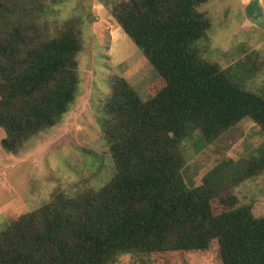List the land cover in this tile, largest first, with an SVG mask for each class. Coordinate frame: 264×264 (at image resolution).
I'll list each match as a JSON object with an SVG mask.
<instances>
[{"label":"trees","instance_id":"1","mask_svg":"<svg viewBox=\"0 0 264 264\" xmlns=\"http://www.w3.org/2000/svg\"><path fill=\"white\" fill-rule=\"evenodd\" d=\"M55 0H0L2 147L18 152L52 128L79 93L75 21L51 30ZM208 0H120L111 12L161 76L143 100L114 77L99 122L115 169L102 186L74 196L62 190L0 230V264H118L122 254L207 250L222 264H264V215L240 203L235 188L264 171V142L247 157H227L201 178L185 179L182 143L199 131L215 141L245 119L264 131V90L204 56ZM109 3V2H108ZM254 71V68H253ZM255 74H253L254 76Z\"/></svg>","mask_w":264,"mask_h":264},{"label":"rangeland","instance_id":"2","mask_svg":"<svg viewBox=\"0 0 264 264\" xmlns=\"http://www.w3.org/2000/svg\"><path fill=\"white\" fill-rule=\"evenodd\" d=\"M118 1L55 0L43 14L53 31L63 29L69 20L80 31L79 93L60 122L32 137L16 153L2 147L5 131L0 127V230L12 217L48 202L56 191L74 196L110 180L115 167L99 117L114 77L125 78L143 100L160 87L161 76L111 12V3ZM249 1L202 4L199 9L208 13L211 26L207 38L196 45L206 46L204 56L223 67L244 73L250 69L247 85L264 90V13L257 20L248 17ZM259 1L264 10V0ZM199 135L195 131L182 143L185 179L197 184L222 159L245 158L264 142V131L251 119L213 142L200 145ZM235 193L240 203L252 204L255 215H264V171L237 185ZM218 248L214 240L207 250L127 253L119 256L118 264H222Z\"/></svg>","mask_w":264,"mask_h":264},{"label":"water","instance_id":"3","mask_svg":"<svg viewBox=\"0 0 264 264\" xmlns=\"http://www.w3.org/2000/svg\"><path fill=\"white\" fill-rule=\"evenodd\" d=\"M263 11L259 0H250L245 6V14L254 20H257L264 13Z\"/></svg>","mask_w":264,"mask_h":264}]
</instances>
